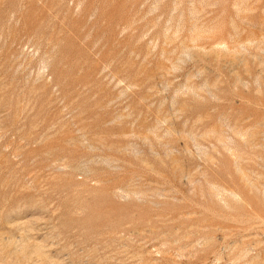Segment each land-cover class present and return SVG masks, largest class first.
Segmentation results:
<instances>
[{
	"label": "rangeland",
	"instance_id": "374dc122",
	"mask_svg": "<svg viewBox=\"0 0 264 264\" xmlns=\"http://www.w3.org/2000/svg\"><path fill=\"white\" fill-rule=\"evenodd\" d=\"M0 264H264V0H0Z\"/></svg>",
	"mask_w": 264,
	"mask_h": 264
}]
</instances>
